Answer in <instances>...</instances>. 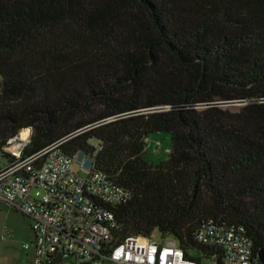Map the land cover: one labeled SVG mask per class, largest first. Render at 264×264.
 Here are the masks:
<instances>
[{
	"label": "trees",
	"instance_id": "16d2710c",
	"mask_svg": "<svg viewBox=\"0 0 264 264\" xmlns=\"http://www.w3.org/2000/svg\"><path fill=\"white\" fill-rule=\"evenodd\" d=\"M0 75V152L32 129L24 157L94 160L133 193L119 241L158 230L199 261L212 220L264 249V0H0Z\"/></svg>",
	"mask_w": 264,
	"mask_h": 264
},
{
	"label": "built area",
	"instance_id": "2783aa9c",
	"mask_svg": "<svg viewBox=\"0 0 264 264\" xmlns=\"http://www.w3.org/2000/svg\"><path fill=\"white\" fill-rule=\"evenodd\" d=\"M29 140L17 136L0 152V200L32 220L34 240L24 249L33 248V264H264L246 229L227 221L211 220L197 230L204 250L196 253L199 261L187 258L177 242L159 245L146 235L119 241L114 208L133 193L97 170L94 160L67 155L63 141L24 157Z\"/></svg>",
	"mask_w": 264,
	"mask_h": 264
},
{
	"label": "rangeland",
	"instance_id": "374dc122",
	"mask_svg": "<svg viewBox=\"0 0 264 264\" xmlns=\"http://www.w3.org/2000/svg\"><path fill=\"white\" fill-rule=\"evenodd\" d=\"M1 81L2 77L0 75ZM246 104L247 102L224 104L222 108L236 113ZM26 130L30 131L31 140L33 130ZM146 143V156L149 162L159 164L168 159L172 151V135L170 133L160 132L150 134ZM86 160L90 161L91 159L86 158ZM78 167L79 163H75L73 170L78 171ZM32 193L36 197H40L43 194L39 190H34ZM32 224L33 222L30 218L0 200V264H33V248L30 250L24 249L25 244L32 245L34 240ZM151 238L159 245L176 242L173 237H164L158 230L153 232ZM196 255L198 256V254ZM202 264H212V261L204 259Z\"/></svg>",
	"mask_w": 264,
	"mask_h": 264
},
{
	"label": "bare ground",
	"instance_id": "6f19581e",
	"mask_svg": "<svg viewBox=\"0 0 264 264\" xmlns=\"http://www.w3.org/2000/svg\"><path fill=\"white\" fill-rule=\"evenodd\" d=\"M27 137H30V131L26 129L22 130L20 134L21 140L26 141L28 139Z\"/></svg>",
	"mask_w": 264,
	"mask_h": 264
},
{
	"label": "water",
	"instance_id": "95a60500",
	"mask_svg": "<svg viewBox=\"0 0 264 264\" xmlns=\"http://www.w3.org/2000/svg\"><path fill=\"white\" fill-rule=\"evenodd\" d=\"M23 130H24V129H23ZM29 141H30V140H29ZM258 256H259L261 262L264 263V249H262V250H260V251L258 252Z\"/></svg>",
	"mask_w": 264,
	"mask_h": 264
}]
</instances>
